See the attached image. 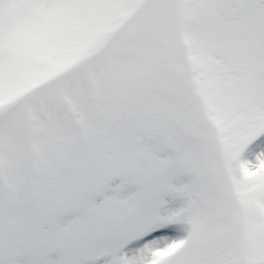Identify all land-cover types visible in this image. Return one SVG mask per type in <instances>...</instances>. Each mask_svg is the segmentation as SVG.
<instances>
[{"label":"snow or ice","instance_id":"obj_1","mask_svg":"<svg viewBox=\"0 0 264 264\" xmlns=\"http://www.w3.org/2000/svg\"><path fill=\"white\" fill-rule=\"evenodd\" d=\"M0 264H264V0H0Z\"/></svg>","mask_w":264,"mask_h":264}]
</instances>
